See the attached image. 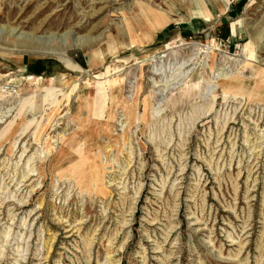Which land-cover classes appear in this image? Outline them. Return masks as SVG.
Listing matches in <instances>:
<instances>
[{"label": "rangeland", "instance_id": "1", "mask_svg": "<svg viewBox=\"0 0 264 264\" xmlns=\"http://www.w3.org/2000/svg\"><path fill=\"white\" fill-rule=\"evenodd\" d=\"M0 264H264V0H0Z\"/></svg>", "mask_w": 264, "mask_h": 264}, {"label": "bare ground", "instance_id": "2", "mask_svg": "<svg viewBox=\"0 0 264 264\" xmlns=\"http://www.w3.org/2000/svg\"><path fill=\"white\" fill-rule=\"evenodd\" d=\"M144 18V17H143ZM148 26H146V24L145 23H143L142 21H140V20H135L133 23H132V25H131V27H130V32H133V31H135L136 29H138V30H140V29H146L145 31H150L148 28H147ZM14 32V31H13ZM20 36V35H19ZM18 36V37H19Z\"/></svg>", "mask_w": 264, "mask_h": 264}]
</instances>
